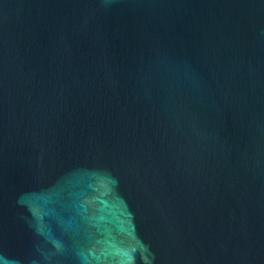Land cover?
<instances>
[{"label": "water", "instance_id": "water-1", "mask_svg": "<svg viewBox=\"0 0 264 264\" xmlns=\"http://www.w3.org/2000/svg\"><path fill=\"white\" fill-rule=\"evenodd\" d=\"M0 264H264V0H0Z\"/></svg>", "mask_w": 264, "mask_h": 264}]
</instances>
